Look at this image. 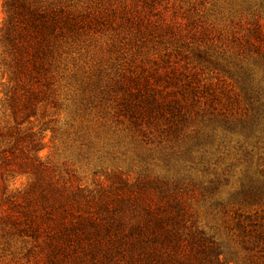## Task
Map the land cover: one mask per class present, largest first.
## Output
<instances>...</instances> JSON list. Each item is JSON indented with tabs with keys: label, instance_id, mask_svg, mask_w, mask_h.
<instances>
[{
	"label": "trees",
	"instance_id": "trees-1",
	"mask_svg": "<svg viewBox=\"0 0 264 264\" xmlns=\"http://www.w3.org/2000/svg\"><path fill=\"white\" fill-rule=\"evenodd\" d=\"M142 1L149 18L158 0ZM90 2L3 0L0 69L8 81L0 104L13 120L0 125L3 245L18 243L21 258L35 264H226L194 205L229 188L215 207L230 215L228 231L251 263L264 264V212L242 209L264 202V0H238L220 28L203 20L196 2L184 23L153 27L125 17L114 24L113 11ZM107 24L126 68L105 87L96 83L94 99L112 100L144 143L156 139L167 167L203 180L116 173L106 186L80 187L41 159L42 131L22 129L38 110L60 106L62 55ZM17 176L26 186L9 189Z\"/></svg>",
	"mask_w": 264,
	"mask_h": 264
},
{
	"label": "rangeland",
	"instance_id": "rangeland-1",
	"mask_svg": "<svg viewBox=\"0 0 264 264\" xmlns=\"http://www.w3.org/2000/svg\"><path fill=\"white\" fill-rule=\"evenodd\" d=\"M192 2L197 3V12L204 17L203 20L214 23L218 28L225 27L227 24L223 21L238 10V0H158L156 9L149 15L151 24L147 13L142 10L145 9L142 0H92L90 3L93 7L102 3L104 6L101 8L113 11L114 24L125 17L133 22L131 26H140L141 21L142 27H153L175 21L184 23L185 11ZM2 5L3 0H0V29L5 20ZM138 14L140 17L135 18ZM105 27L103 32L91 33L84 45L74 47L73 52L59 59L55 88L60 106L48 108L44 115L40 109L36 118L22 125L24 130L29 127L33 131H42L43 149L39 156L63 175H72L73 183L88 189L95 188L97 184L108 185L116 173L130 181L144 174L178 178L188 175L196 181L203 180L195 170L184 172L181 167H167L165 151L158 146L156 139L153 143H144L145 139L130 132L128 122L115 113L112 100L107 97L101 102L94 99L98 93L96 83H101L103 88L126 68L119 51L110 46V25ZM126 58L130 59L129 56ZM140 67L135 63L132 70L138 72ZM7 81L0 69V100ZM12 121L3 114L0 104V125L12 124ZM27 180L17 176L8 179L7 185L11 190L23 189ZM231 182L234 188L238 187L236 179ZM228 193L229 188H222L216 199L199 201L194 205L199 224L219 242L226 264H262L263 261L256 259L251 263L249 253L241 249L228 231L230 215L215 207L218 198L228 199ZM242 209L262 215L264 202L243 205ZM12 245H3L0 239V264H35L21 258L18 243Z\"/></svg>",
	"mask_w": 264,
	"mask_h": 264
}]
</instances>
